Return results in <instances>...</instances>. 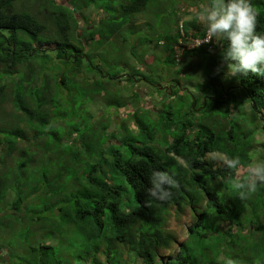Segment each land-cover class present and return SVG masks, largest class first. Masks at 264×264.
Instances as JSON below:
<instances>
[{
    "label": "trees",
    "instance_id": "1",
    "mask_svg": "<svg viewBox=\"0 0 264 264\" xmlns=\"http://www.w3.org/2000/svg\"><path fill=\"white\" fill-rule=\"evenodd\" d=\"M178 1L165 12L155 0H0V238L12 236L0 241V264H264V184L243 196L235 187L264 161V77L225 82L219 43L183 46L171 71L159 70L163 56L144 67L151 86L167 83L168 111L153 115L169 120L160 131L93 110L104 94L128 116L125 95L143 101L131 84L137 67L123 68L119 56L140 65L143 48L163 42L172 56L180 39H204L202 23L178 16L193 0ZM249 2L264 32V0ZM235 157L238 169L222 163ZM154 171L175 185L146 206ZM174 209L195 218L181 241L169 229Z\"/></svg>",
    "mask_w": 264,
    "mask_h": 264
},
{
    "label": "clouds",
    "instance_id": "2",
    "mask_svg": "<svg viewBox=\"0 0 264 264\" xmlns=\"http://www.w3.org/2000/svg\"><path fill=\"white\" fill-rule=\"evenodd\" d=\"M256 15L249 0H206L196 17L205 26L204 39L188 38L186 42L180 39L179 44L175 46L174 55L177 52L182 55L183 46L192 49L214 41L219 43L222 48L221 65L217 72H223V81L226 82L233 78L238 80L239 77L247 76L249 73L264 77V32L256 30ZM186 19L192 20L193 17L188 16ZM181 28L182 26L180 30ZM160 44L162 46L163 42ZM177 56L179 57V55ZM144 72L148 74L145 78L133 74L134 82L139 79L147 81L150 74L145 69ZM165 86L167 87V83L165 80H161L159 85L151 87L165 91L167 94L168 90L164 88ZM132 87L141 89L143 86L132 85ZM148 135L150 136V134ZM179 160L184 163L181 158ZM222 163H225L229 169H238L241 160L239 157H235L222 161ZM150 184L151 187L147 189L146 194L151 199L146 201V206L154 201L168 200L171 195L168 188L175 185V180L173 176L165 172L154 171L150 177ZM257 184H264V161L249 164L247 180L238 181L235 187L241 190V196H243L245 191H255ZM229 264H231L230 261Z\"/></svg>",
    "mask_w": 264,
    "mask_h": 264
},
{
    "label": "rangeland",
    "instance_id": "3",
    "mask_svg": "<svg viewBox=\"0 0 264 264\" xmlns=\"http://www.w3.org/2000/svg\"><path fill=\"white\" fill-rule=\"evenodd\" d=\"M57 2H61V0H57ZM172 2H175L176 8H178V6H177V4L179 3L178 0H155V2H154L155 5H154V8H152V9L153 10L155 9V11L160 10V11L166 12L168 10V8L171 6L170 4ZM26 3L28 4V1ZM164 3H166V5H164ZM201 4L202 3L199 2L198 0H193L192 2H188L187 5L181 10V12H179V13L177 12L178 16L180 17V20L182 22L183 21L184 22H192L193 20H195L196 24L201 25V22L196 18L198 12L200 11V8L203 7ZM83 16L87 19V22L92 24V21L97 19L98 14L94 10L93 6L92 7L88 6V8L83 12ZM188 16H192L193 19L192 20L186 19V17H188ZM152 24L155 25V27H157V25L159 26L158 21H155ZM142 26H140V27H142ZM137 27H139V26H137ZM137 27H136V29H140V27L139 28H137ZM154 31H157L156 36L160 34L159 30H154ZM144 32H147V31L144 30ZM152 48H153L152 46H149L148 49L147 48L141 49V53H143L144 58L141 57L142 62H140V65L135 60H132L128 56H125L127 54H125L124 56L123 55L119 56L118 58L122 57V60L124 62L123 68L132 69V68H134L133 66L137 67L134 70V74L139 76L140 78H145L146 75L148 76V74L144 72V67L153 65L155 59H158L157 57H159V56L164 57L160 62L161 66H159L160 67L159 70L163 71V72L171 71L172 68L175 67L176 62L178 63L179 61H182V55L178 54L179 52H177L174 56H170V55H166L163 53V46H161V45L158 47H155L154 48L155 50ZM177 55H179V57ZM127 62H129V63H127ZM145 70L148 71V69H145ZM168 78H169V75L164 74V79H168ZM106 80H107V78H106ZM130 82L131 81H129V83ZM131 84L137 85L138 87L143 86L141 89H138V91L142 92V94H145V95L143 96L142 102H141V98L138 99V96L133 95V93L129 92L130 95H125V98L127 99L126 100V108H132L133 110H135L133 113L130 114V116H128L124 112L118 113V110L114 106L109 107L107 102L110 99L107 97L106 94L103 95L104 103L100 102L99 107L93 106V110H95L98 114L97 116L100 119L110 118L111 120H113L112 117H114V119L118 118V122L121 121V123H125L128 127H130L132 130L137 131V132H138V129H137V126H136L134 120L141 121L144 125H149L152 129H155L158 131L161 130L160 128L162 126H167L169 123L167 116L160 115L158 120L153 119L154 113L158 114V112H156L158 109H161L163 111L164 110L168 111L170 99L165 96L166 95L165 91L164 92L163 91L162 92L157 91L156 89L151 87V85L148 84L147 81L144 79H139L137 82H131ZM181 84L182 85L184 84L183 80H182ZM130 88H132L131 85H130ZM180 88L183 89L182 87H180ZM123 90H125V89L120 88V90H116V91L112 92V95L116 99H121V98L123 99V96H124V94L122 93ZM191 90L193 91V87L190 84L188 86V90L183 89L184 92L191 91ZM88 105H89V103H88ZM147 107H149V108H147ZM105 109H107V110L111 109L110 110V112L112 113L111 117L109 115H107V112H105ZM116 124H118L117 121H115L114 125H116ZM139 137L143 141H149L150 140V136L148 134L142 132V131H140ZM256 139H257L258 143L264 144V134L263 133L258 132ZM262 147H264V146H262ZM257 161H258V159L256 160V162ZM193 223H195V218L191 215V213L189 211H187L185 214L180 215L178 218V215H176V210L174 209L172 211V214H171V219L169 222V229L171 231L175 232L178 235L177 239H179L181 241V240L186 238L187 230H188L189 226H191ZM4 233H5V235L1 236L0 241H5V240L7 241L8 239L12 238L10 231L9 232L6 231ZM15 248H16V251L18 252L19 256H23V257H27V258H30L32 256V253H29L27 255L26 249H28V248L26 246H24L23 244L18 243L15 246ZM128 250H129L128 247L122 246V251H124L126 257L127 258L130 257L131 260L134 261L133 254L130 256H127Z\"/></svg>",
    "mask_w": 264,
    "mask_h": 264
}]
</instances>
